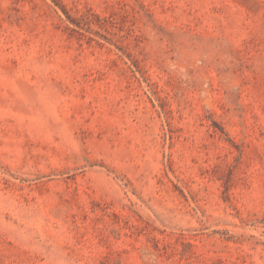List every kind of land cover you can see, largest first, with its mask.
<instances>
[{
	"label": "rangeland",
	"instance_id": "1",
	"mask_svg": "<svg viewBox=\"0 0 264 264\" xmlns=\"http://www.w3.org/2000/svg\"><path fill=\"white\" fill-rule=\"evenodd\" d=\"M0 264H264V0H0Z\"/></svg>",
	"mask_w": 264,
	"mask_h": 264
}]
</instances>
